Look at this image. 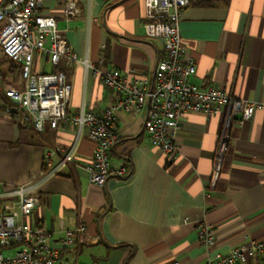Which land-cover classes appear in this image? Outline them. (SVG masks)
Returning <instances> with one entry per match:
<instances>
[{"label": "crops", "instance_id": "crops-1", "mask_svg": "<svg viewBox=\"0 0 264 264\" xmlns=\"http://www.w3.org/2000/svg\"><path fill=\"white\" fill-rule=\"evenodd\" d=\"M64 0H43L39 12L56 19L68 47L79 57L122 74L133 71L151 86L160 46L143 36V0H76L80 14L65 20ZM192 0L182 10L179 31L195 73L189 84L220 89L235 98L258 102L249 122L234 123L221 172L213 184V158L223 113L187 114L176 134L177 157L170 160L151 147L144 131L145 112L116 113L119 136L110 156L127 165V177H110L103 186L89 183L84 169L94 144L85 134L75 163L46 177L37 192L40 206L28 223L49 234V243L79 225L84 233L62 251L71 264H203L251 242L264 247V0H228L209 7ZM36 73L61 71L71 86L67 115L101 112L111 93L92 74L60 61L54 68L37 59ZM19 66L0 52V186L13 188L39 178L55 146L74 141L72 127L38 134L19 127L4 91L21 90ZM239 117H237L238 119ZM53 164L56 159L51 158ZM206 222L216 239L207 250L195 225ZM248 264H264L245 254Z\"/></svg>", "mask_w": 264, "mask_h": 264}, {"label": "built area", "instance_id": "built-area-1", "mask_svg": "<svg viewBox=\"0 0 264 264\" xmlns=\"http://www.w3.org/2000/svg\"><path fill=\"white\" fill-rule=\"evenodd\" d=\"M42 2L0 0V52L19 66L23 80L21 90L4 91L3 95L15 111L13 117L18 126L31 128L38 134L47 128L57 131L68 127L76 133L70 146L57 145L51 149L38 179L13 188L0 186V264H71L62 258V251L74 245L75 237L84 233V227L65 230L63 238L51 246L49 234L39 226L30 225L28 219L40 206L37 192L43 180L60 174L67 165L76 162L75 151L83 134L94 144L91 158L84 164L90 184L103 186L110 177L129 175L127 165H116L109 159L110 151L119 140L115 129L117 112L144 111L147 143L170 160L177 157L176 134L187 114L213 117L223 113L213 158L214 184L221 172L232 125L251 121L262 106L237 99L220 89H200L189 84L195 68L182 41L179 21L190 0H143V36L161 49L151 86L147 78L134 77L131 70L122 74L104 68L102 62L95 64L87 57H79L68 47L56 19L39 12ZM79 14L76 0L63 1L65 20L77 18ZM37 59L54 68H58L60 61L67 66L81 67L85 77L92 74L111 93L110 105L101 112L82 108L76 114L67 115L70 84L61 71L36 73ZM52 157L56 164L50 161ZM195 231L205 249L214 247L216 239L206 222L197 223ZM246 253L261 256L264 247L251 242L223 255L208 256L203 264H248Z\"/></svg>", "mask_w": 264, "mask_h": 264}, {"label": "trees", "instance_id": "trees-1", "mask_svg": "<svg viewBox=\"0 0 264 264\" xmlns=\"http://www.w3.org/2000/svg\"><path fill=\"white\" fill-rule=\"evenodd\" d=\"M192 0H190L191 2ZM217 2H221V3H227L228 0H199V2L197 3L198 6H201V7H209L211 5H213L214 3H217ZM190 4V3H189ZM3 56V55H2ZM4 57V56H3ZM5 58V57H4ZM6 59V58H5ZM7 60V59H6ZM56 69V68H55ZM21 128V126H19ZM114 148V147H113ZM113 150V149H112ZM112 150L110 151L109 153V159L111 158L110 154L112 152ZM111 160V159H110Z\"/></svg>", "mask_w": 264, "mask_h": 264}, {"label": "water", "instance_id": "water-1", "mask_svg": "<svg viewBox=\"0 0 264 264\" xmlns=\"http://www.w3.org/2000/svg\"><path fill=\"white\" fill-rule=\"evenodd\" d=\"M11 112H12V113H15V111H14L13 109L11 110Z\"/></svg>", "mask_w": 264, "mask_h": 264}]
</instances>
